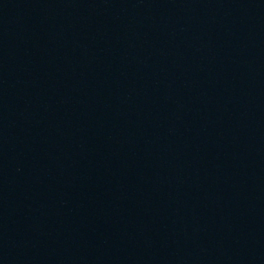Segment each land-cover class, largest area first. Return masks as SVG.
<instances>
[{"label":"water","instance_id":"95a60500","mask_svg":"<svg viewBox=\"0 0 264 264\" xmlns=\"http://www.w3.org/2000/svg\"><path fill=\"white\" fill-rule=\"evenodd\" d=\"M0 264H264V0H0Z\"/></svg>","mask_w":264,"mask_h":264}]
</instances>
